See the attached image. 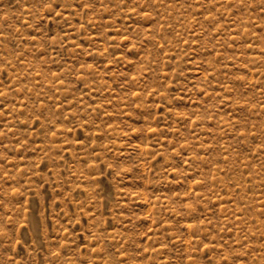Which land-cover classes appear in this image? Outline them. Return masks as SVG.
<instances>
[{
  "label": "rangeland",
  "instance_id": "1",
  "mask_svg": "<svg viewBox=\"0 0 264 264\" xmlns=\"http://www.w3.org/2000/svg\"><path fill=\"white\" fill-rule=\"evenodd\" d=\"M0 264H264V0H0Z\"/></svg>",
  "mask_w": 264,
  "mask_h": 264
}]
</instances>
